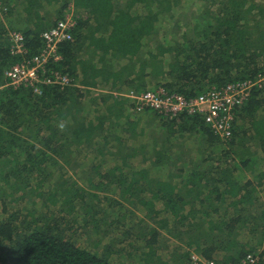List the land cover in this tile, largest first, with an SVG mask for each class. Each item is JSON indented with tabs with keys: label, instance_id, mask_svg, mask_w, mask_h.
Instances as JSON below:
<instances>
[{
	"label": "trees",
	"instance_id": "obj_1",
	"mask_svg": "<svg viewBox=\"0 0 264 264\" xmlns=\"http://www.w3.org/2000/svg\"><path fill=\"white\" fill-rule=\"evenodd\" d=\"M185 3L0 0V264H125L120 258L133 256L137 241L138 254L129 264H190L191 251L218 264H239L260 252L264 88L254 89L239 108L227 141L214 135L203 115L168 119L146 110L152 120L161 121L162 144L155 134L151 138L147 126L138 122L137 131L136 123L125 118L134 105L130 94L163 88L192 99L264 75V3L224 0L191 18L190 26L180 21L170 25L166 20L182 15ZM69 6L76 18L73 39L60 44L62 60L47 70L69 74L71 85L43 84L39 92L7 86V70L21 59L11 53L7 34H22L31 58L44 49L42 34L64 19ZM165 21L169 26H163ZM87 99L96 105L93 118L86 112L92 107ZM123 118L130 128L121 132ZM195 134L210 144L211 154L203 152L205 159L192 161L193 169L186 170L184 161L167 177L151 174L170 161L165 154L170 146L176 149L184 137ZM136 137L142 148L130 155H145L142 162H149L151 170L124 169L121 163L130 167L135 158L118 156L110 148L113 143L119 152L133 149L124 145ZM150 138L151 152L145 146ZM91 153L102 157L103 165L109 156L122 161L105 172L103 165L92 164L83 177L86 187L63 175L55 180L57 171H75L82 166L81 157ZM257 166H262L259 172ZM246 170L253 177L243 181L240 172ZM116 186L125 201L148 211L150 222L138 218L111 239L99 222L116 210L103 207L98 191ZM54 207L56 212H47ZM124 221L121 211L117 224ZM165 232L178 244L168 259L160 253L166 250Z\"/></svg>",
	"mask_w": 264,
	"mask_h": 264
},
{
	"label": "built area",
	"instance_id": "obj_2",
	"mask_svg": "<svg viewBox=\"0 0 264 264\" xmlns=\"http://www.w3.org/2000/svg\"><path fill=\"white\" fill-rule=\"evenodd\" d=\"M76 27V18L73 10L54 27L42 34L44 49L33 55L26 56L23 36L19 32H9L7 38L12 41L11 53L20 56L18 63L12 65L6 72L7 86H29L40 91V85L61 86L71 85L69 74L60 70L48 71L50 64L62 60L60 44L73 39V30ZM264 88V75L257 79L244 80L230 83L221 88H211L199 96L188 99L177 93H167L163 88L158 91H148L140 95L130 94L127 97L133 100V106L129 110L133 114H143L146 110H152L168 119H174L183 115H203L205 123L211 128L215 136L223 141L231 139L233 124L236 114L251 97L254 89ZM3 113L0 107V123ZM264 257L261 252L248 254L239 264H263ZM190 264H218L215 260H207L198 254H191Z\"/></svg>",
	"mask_w": 264,
	"mask_h": 264
},
{
	"label": "rangeland",
	"instance_id": "obj_3",
	"mask_svg": "<svg viewBox=\"0 0 264 264\" xmlns=\"http://www.w3.org/2000/svg\"><path fill=\"white\" fill-rule=\"evenodd\" d=\"M224 0H186L185 5L182 8V15H177L175 19H173L172 21L166 20L167 22H170V25L172 24V26L175 27L174 23H177L178 21L182 22V24H187L190 26V24L188 22L191 21V18L193 17H197L202 11L204 10H209L211 7L214 8V6H222L223 5ZM250 2H255L256 4H260V3H264V0H250ZM73 6H69L68 9L65 12V17L73 10ZM214 13H216L217 11L214 10ZM64 17V18H65ZM164 22L163 26H169V23ZM173 30H170L169 33H171ZM165 35V34H164ZM87 101L90 103V105L92 107H87L86 112L89 113L91 115V117L93 118L94 116H96L97 112H96V105L94 103H92V101L90 99H87ZM127 119H129L130 123H136V130L138 131V122L142 125V126H147L148 128H146L147 131L150 132V136L153 139L154 136L152 134H155V137H159L160 138V144H162L164 142V140L166 139L163 131L161 129H159V125H161V121L159 120H152L146 113L144 114H133L131 113V110L129 111V116L126 114ZM125 118H123L122 120H120V131L123 132V130L125 128H130L129 125L125 124ZM151 128L155 129V131H153ZM130 135L132 133H130L129 131H127ZM150 138V143H148L147 145H145L147 147V150L151 152V148H152V140ZM183 142H181L178 146H176V149H172V146L169 147V150L166 156L170 158V161L167 163L166 166H162V167H158L155 168V170L151 173L154 177H167L168 174L170 172H174L178 166L182 165V163L184 161H186L185 164V169L189 170V169H193V163L192 161L197 162L200 158L203 160L205 159V155L206 154H211V146L210 144H206L202 138L201 135L199 134H195V135H189L188 137H184L182 139ZM112 145L110 146V148L115 152V153H119L118 156H122V157H128V158H135L134 160H132V163L130 167H125L124 163H121V167H123L126 170L133 169H146L149 168L151 170V165L149 162H142V158H144L143 154H137V155H130L132 150H138L141 149L142 147L140 146V142L138 140V137L133 138L131 140L125 141V145L124 147L127 148H131L133 147V149H128V150H122L121 152L118 151V149L115 147L116 145H113V143H111ZM177 144V143H176ZM174 144V145H176ZM173 145V147H174ZM203 152H206V154L204 155ZM148 154V153H147ZM150 154H148L147 156H149ZM204 155V156H203ZM154 156V155H153ZM153 156H149V157H153ZM122 157H113V156H109L106 159H109V163L104 164V159H102V157L96 158L92 153L88 154V156L83 155L81 157L82 161V166L81 167H77L75 171L73 170H63V171H57L56 175H55V180L58 179V177H60L61 175L64 176V179L68 182H78L80 185L86 187L87 186V182L85 178V171L87 170V172L90 171V168L92 166V164L96 165V166H102V172H105L106 170L116 166V160L122 161ZM201 161V160H200ZM199 164V162H198ZM262 166H257V172H259L261 170ZM252 174L249 173L247 170L246 171H242L240 172V179L247 180L248 178H251ZM97 179V178H96ZM66 183V182H65ZM98 195H99V199L102 201L103 207L109 211L110 213L112 212L113 208H115L116 213H111L107 218H106V222L104 221H100V227L101 230H108V236L109 238H117L118 232L119 230H126L128 228L131 227V225H133L134 223H138V218L141 219L143 218L144 220L150 222V219L146 216V214L148 213L147 210H138V208H136L133 204H131L128 201H125L122 196H121V190L118 186L116 187H111L108 190L105 191H98ZM145 197L149 198L150 194H145ZM148 200V199H147ZM47 211V210H44ZM57 208L54 207L52 209V211H47V212H56ZM125 212L126 215V221L122 222L121 224H117V215L119 212ZM57 216L60 217V214L56 213ZM3 215H2V209L0 208V219H2ZM71 218V217H70ZM134 222V223H133ZM133 223V224H132ZM94 228V227H91ZM164 236H166L167 238H164L163 241V245L164 248H166V250H161L160 253L162 254V256L165 259L169 258L170 252L172 251L174 246L176 247L177 241L175 239L170 238L167 233H163ZM119 240V239H118ZM128 242H130V240H127ZM120 243H116L115 245L118 247ZM169 247V249H167ZM137 250V252L134 253V255L132 256L131 254L127 253L124 256H122L120 258L121 261L125 262V264H129L133 258H136L137 254H138V241L135 243V248ZM260 252H262V250H264V246L260 247ZM194 254H197L195 251H191Z\"/></svg>",
	"mask_w": 264,
	"mask_h": 264
}]
</instances>
